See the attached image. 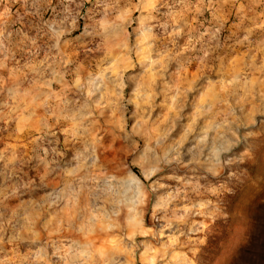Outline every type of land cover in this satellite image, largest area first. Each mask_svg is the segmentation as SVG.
Listing matches in <instances>:
<instances>
[{"label": "rangeland", "instance_id": "374dc122", "mask_svg": "<svg viewBox=\"0 0 264 264\" xmlns=\"http://www.w3.org/2000/svg\"><path fill=\"white\" fill-rule=\"evenodd\" d=\"M0 264H264V0H0Z\"/></svg>", "mask_w": 264, "mask_h": 264}]
</instances>
